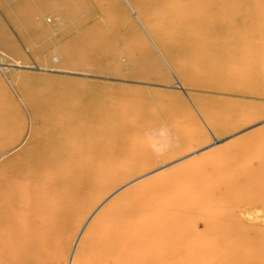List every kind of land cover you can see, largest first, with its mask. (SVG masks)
<instances>
[{"label":"rangeland","instance_id":"374dc122","mask_svg":"<svg viewBox=\"0 0 264 264\" xmlns=\"http://www.w3.org/2000/svg\"><path fill=\"white\" fill-rule=\"evenodd\" d=\"M171 15L160 12L159 38L147 19H160L132 0H0V140L18 142L2 160L31 135L59 134L47 128L62 112H72V150L89 149L95 137L84 130L100 124L99 143L120 151L101 159L108 186L74 199L84 203L61 264L77 240L76 264L92 262L96 218L97 236H132L135 261L171 250L168 264H264V178L249 172L264 165V50L235 55L249 39L264 42V0H215V26L226 23L215 38H191ZM68 47L81 57L69 59ZM43 100L37 119L30 104ZM98 105L113 112L89 119L84 108Z\"/></svg>","mask_w":264,"mask_h":264},{"label":"bare ground","instance_id":"6f19581e","mask_svg":"<svg viewBox=\"0 0 264 264\" xmlns=\"http://www.w3.org/2000/svg\"><path fill=\"white\" fill-rule=\"evenodd\" d=\"M132 1L140 11L150 9L155 12L156 20L158 22L160 19L159 22L147 20L149 27L153 28L155 35L159 38H161L160 31L164 32L168 24L160 23V12L166 9L172 12L171 17H168L170 23L190 27L188 29L192 30L191 38L198 36L201 38L202 35L215 38V34L217 35L226 27V23H217V27L215 26V0ZM33 23H35V29L42 32L41 34L46 32L45 25L38 26L37 22ZM238 27L239 23L229 24L227 33L230 35L234 33L232 35L234 36ZM251 35L246 37H255V33ZM78 41V38L74 36L70 44L75 45ZM248 41L250 43L246 46L241 43L235 46L236 56L248 58L251 51L264 50V42L259 43L258 39ZM69 47L67 48L69 59L81 57L77 49H69ZM42 102L45 101H35L30 104L32 114L37 119L46 116ZM128 109L131 111V108ZM47 110L50 109L47 108ZM84 111L90 115L91 120H95L94 117L100 119L106 111L109 114L113 112L112 109L99 105L85 107ZM123 115H126L125 112ZM123 115L120 118L121 121L124 120ZM71 118L72 112L58 113L49 124L47 132H59V134L45 133L41 137L31 135L23 148L4 160H2L3 156L13 153L12 150L8 152L7 148L14 147L18 142L10 145L0 140V264H61L60 257L67 253L66 235L71 215L84 202L95 199L99 192L108 186L107 171L101 165V159L117 156L120 151L115 149L109 154L102 143H99L103 133L107 132L100 124H97L95 128L88 127L84 130L87 133L91 132L95 137L96 142L94 141L89 149L72 150L71 145L68 144L70 143L68 138L72 134L69 125ZM10 131L8 134L16 135L15 130L10 129ZM216 140L221 141L218 137L215 138ZM88 142V145L91 144V140ZM262 161L264 163V160ZM249 172L264 178V165L259 168L252 167ZM76 198L83 199L84 202L79 201L77 206L74 202ZM96 221L97 218L92 220L86 232L94 249L90 264H168L171 250L147 255L139 261L132 260L129 256V246L134 242L132 236L117 229L98 233L99 236H97ZM75 243L68 256L67 264H76L83 254L79 240ZM111 258H113L112 262H109ZM246 258L252 261L254 256Z\"/></svg>","mask_w":264,"mask_h":264},{"label":"water","instance_id":"95a60500","mask_svg":"<svg viewBox=\"0 0 264 264\" xmlns=\"http://www.w3.org/2000/svg\"><path fill=\"white\" fill-rule=\"evenodd\" d=\"M219 141H215V143H218ZM206 148H208V147H205V148H203V149H201V150H199L198 152H200V151H202V150H204V149H206Z\"/></svg>","mask_w":264,"mask_h":264}]
</instances>
